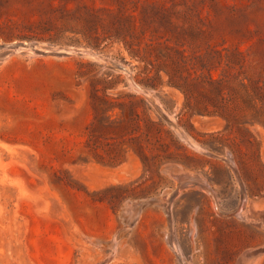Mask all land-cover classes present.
I'll use <instances>...</instances> for the list:
<instances>
[{"label":"rangeland","instance_id":"374dc122","mask_svg":"<svg viewBox=\"0 0 264 264\" xmlns=\"http://www.w3.org/2000/svg\"><path fill=\"white\" fill-rule=\"evenodd\" d=\"M0 264H264V0H0Z\"/></svg>","mask_w":264,"mask_h":264},{"label":"bare ground","instance_id":"6f19581e","mask_svg":"<svg viewBox=\"0 0 264 264\" xmlns=\"http://www.w3.org/2000/svg\"><path fill=\"white\" fill-rule=\"evenodd\" d=\"M29 47V46H28ZM27 47V48H28ZM33 48V47H32ZM30 49V48H29ZM53 49H55V48H53ZM26 50V49H25ZM31 50V49H30ZM29 50V51H30ZM37 51V50H36ZM36 51H35V53L34 54H36ZM44 52V51H43ZM48 54V53H47ZM66 55H68V54H66ZM149 98V97H148ZM176 130H177V128H176ZM180 130H178V132H179ZM180 133V132H179ZM183 134V133H182ZM185 134V133H184ZM183 134V135H184ZM186 135V134H185ZM184 135V136H185ZM181 136V135H180ZM187 136V135H186ZM182 137V136H181ZM183 138V137H182ZM184 139H187L186 137L185 138H183V140ZM188 140V139H187ZM191 140V139H190ZM189 140V141H190ZM192 143V142H191ZM193 145V144H192ZM193 147V146H192ZM198 147V146H197ZM199 148V147H198ZM200 150V149H199ZM201 151V150H200ZM203 151V150H202ZM222 158V157H221ZM226 161V160H225ZM170 165V164H169ZM173 167H175L174 165H172ZM171 166V167H172ZM170 167V166H169ZM176 167H178L177 165H176ZM185 168V167H184ZM183 170V169H182ZM190 171V170H189ZM189 171H180V172H178V171H169L170 172V174H173V175H175L176 177H177V179H178V184H177V189H180V188H183V187H187V186H190V185H199V186H201L202 187V182H201V179H199V178H197V177H195V175L193 174V173H191V172H189ZM193 172V171H192ZM237 173V172H236ZM196 174V173H195ZM197 176H199L198 174H197ZM198 189H201V188H198ZM203 189V188H202ZM172 192V191H171ZM210 193V192H209ZM169 194V193H168ZM213 197V196H212ZM167 201H168V198H167ZM243 201V200H242ZM163 202V201H162ZM169 202V201H168ZM165 204H167V202H165ZM242 204V203H241ZM160 205V204H159ZM168 205V204H167ZM240 205V204H239ZM215 206V205H214ZM166 207V205H164V208ZM240 208H241V206H240ZM170 209V208H169ZM168 209V210H169ZM165 213H168V212H165ZM171 215V214H170ZM168 217V216H167ZM171 217V216H170ZM170 221V220H169ZM171 228V227H170ZM168 232V231H167ZM169 234H171V233H169ZM171 237V236H170ZM169 239H171V238H169ZM173 244H175L174 242H173ZM172 244V245H173ZM171 245V244H170ZM174 249V248H173Z\"/></svg>","mask_w":264,"mask_h":264}]
</instances>
